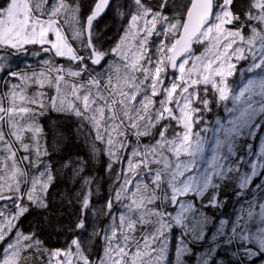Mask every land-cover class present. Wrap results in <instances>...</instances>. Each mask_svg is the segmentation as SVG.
<instances>
[{
    "label": "snow or ice",
    "instance_id": "6c2138e0",
    "mask_svg": "<svg viewBox=\"0 0 264 264\" xmlns=\"http://www.w3.org/2000/svg\"><path fill=\"white\" fill-rule=\"evenodd\" d=\"M0 264H264V0H3Z\"/></svg>",
    "mask_w": 264,
    "mask_h": 264
},
{
    "label": "trees",
    "instance_id": "16d2710c",
    "mask_svg": "<svg viewBox=\"0 0 264 264\" xmlns=\"http://www.w3.org/2000/svg\"><path fill=\"white\" fill-rule=\"evenodd\" d=\"M2 2H3V0L0 1V3H2ZM105 25H108L109 29H111L108 31V36L112 37L114 35V28H112L111 13H108L107 15L103 16L100 19L99 29L101 31L105 30ZM36 59L37 58H35L31 55H22V56L13 57V58H11V66L14 69H16V68L24 69L29 65H35ZM28 224H29L28 221L24 222L25 230H27ZM49 243L53 246H57L54 238L52 240H50Z\"/></svg>",
    "mask_w": 264,
    "mask_h": 264
},
{
    "label": "water",
    "instance_id": "95a60500",
    "mask_svg": "<svg viewBox=\"0 0 264 264\" xmlns=\"http://www.w3.org/2000/svg\"><path fill=\"white\" fill-rule=\"evenodd\" d=\"M1 1V0H0Z\"/></svg>",
    "mask_w": 264,
    "mask_h": 264
}]
</instances>
